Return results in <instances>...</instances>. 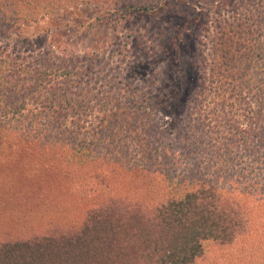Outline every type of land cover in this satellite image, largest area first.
<instances>
[{"label": "trees", "instance_id": "1", "mask_svg": "<svg viewBox=\"0 0 264 264\" xmlns=\"http://www.w3.org/2000/svg\"><path fill=\"white\" fill-rule=\"evenodd\" d=\"M44 1L0 0V39L37 20L28 9ZM93 1L113 3L115 15L126 18L157 13L162 3L173 0ZM236 2L252 9L247 17L251 21L247 32L233 37L236 42L229 40L227 47L245 57L236 67L218 63L228 53L222 41L229 38L221 33V45L211 40V55L203 54L193 67L203 94L214 88L211 81L219 84L223 75L225 80L231 77L228 81L239 83L225 90L229 94L224 99L231 101L229 109L222 105L219 111L223 115L212 117L207 125L199 120L174 125L178 135L169 136L172 142L154 116L145 91L129 93L120 83L117 87L125 102L106 92L93 107L91 99L84 102L80 91L73 88L81 61L72 53L59 54L58 43L41 50L16 51L0 40V170L9 171L14 163L36 173L30 158L53 151L55 163L63 166L59 169H70L84 180L79 185L71 178V187L78 185V192H88L87 197L85 193L80 197L82 211L69 224L50 221L22 234L2 224L0 264H196L207 256L209 245L230 251L245 237L262 238L264 248V0H213L214 12L220 15ZM175 19V32L186 33V22ZM202 21L198 18L195 30ZM221 23L218 19L215 26ZM246 36L249 41L243 42ZM38 102L40 108L34 106ZM200 106L188 107L195 112ZM94 108L110 112L95 114L96 126L92 120L88 123ZM38 122L47 138L61 131V137L56 136L61 144L48 142V150L36 148L42 146ZM124 126L139 131L136 135L143 134L145 140L143 161L132 167L109 158L120 150L113 135ZM173 142L177 145L171 149ZM124 147L130 150L127 143ZM182 156L185 161L176 174ZM115 175H132L139 187L117 195L110 188ZM95 192L102 196H91ZM260 230L262 235L251 234ZM255 255V261L264 264V250Z\"/></svg>", "mask_w": 264, "mask_h": 264}, {"label": "rangeland", "instance_id": "2", "mask_svg": "<svg viewBox=\"0 0 264 264\" xmlns=\"http://www.w3.org/2000/svg\"><path fill=\"white\" fill-rule=\"evenodd\" d=\"M46 1L49 3H45ZM46 1L42 4L36 3L28 9L31 13L32 11L35 13L34 17L37 16V20L32 21L31 25L24 24L18 31L0 40L7 48L16 51L30 47L41 50L49 43H58L60 47L56 46V48L59 54L72 53L73 57L81 61L78 65L81 71L75 77L73 88L77 92L80 91L81 99H85L84 102L91 99V105L96 107L98 98L102 101L109 92L112 96L116 94L119 99L123 98L125 102L123 91L117 87L120 83L124 84L129 93L137 91L136 89L145 91V97L149 99L147 101L153 109L154 116L160 119L161 127L171 142L172 138L169 136L178 135L177 127L174 128V125L196 120L207 125L212 117L223 115L219 111L223 109L222 105L226 104L225 108L229 109L231 101L225 99H228L226 95L229 94L230 84L236 88L239 83L234 79L228 81L231 77L225 80L223 75L219 84L215 85L211 81L210 86L214 88L205 89L208 92L203 94L202 88L198 85L201 81L195 75L193 67L195 60H201L203 54L211 55L213 51L209 43L211 40L221 45V33L229 38L222 41V46H225L228 53L225 60L221 59L218 63L224 62L226 68L239 65L238 61L242 60L245 54L233 51L234 48L227 47V43L229 40L236 42L233 37L247 32L246 28L251 21L247 17L251 15L252 9L242 6V3H233L230 8H225L218 15L214 12L213 0H173L170 3L168 1L162 3L163 8L157 13L152 11L150 15H127L124 18L116 16L114 10L117 7L106 1ZM40 5L47 6L40 8ZM38 10L41 11L40 14H36ZM26 12L27 10L22 11L23 14ZM176 17L182 19L181 23L186 22V33L175 32L178 29ZM198 18L203 21L195 30ZM208 19L210 21L206 24ZM218 19L222 22L221 26H215V21ZM196 32L200 33L199 38H196ZM242 41L248 42L249 36L243 37ZM203 46L206 48L200 52ZM213 57L219 59V56ZM222 70L223 67L220 68V71ZM195 103L201 105V108L194 112L188 106ZM34 106L40 108L41 102ZM97 109L88 116V123L92 120L94 126H96L93 120L95 114L102 116L110 113L96 112ZM41 123L38 122L37 126L42 133V135L38 134V142L42 146L36 148L48 150L50 145H46L48 142L60 145L62 139L58 141L56 136L61 137V131L56 130L53 132L54 135L51 134L47 138ZM51 130L48 128V133ZM138 132L126 129V126L122 129L118 128L113 139H115L114 145L119 144L120 150L117 149L112 155L109 154V158L125 167H132L137 161H143L145 140L142 139L143 134L136 135ZM124 143H127L130 150H126ZM176 145V142L175 144L173 142L170 148ZM52 157H54L53 151L37 154L34 159L31 157L36 173L24 171L19 164L14 163L9 171L0 170L2 177L0 230L2 224H9L15 234L16 232L22 234L34 227L46 226L50 221L61 225L69 224L80 214L83 202L80 197L84 193L87 197L88 192H78L79 188H75L78 185L72 188L71 178L73 184L76 182L79 185H82L84 180L78 176L79 173H71L70 169H59L58 167L63 166L57 165ZM184 159L182 156L176 174L180 172ZM49 166L55 168L49 169ZM60 170H64L66 174ZM133 177L115 175L114 183L111 182L110 188L117 195L135 191L139 186ZM101 190H103L102 194L106 195V189L101 187ZM91 196L102 195L95 192ZM31 197L35 199L29 203ZM25 198L28 200L26 201ZM262 233L263 230H260L251 234L262 235ZM211 247L209 245L206 248L207 256L200 257V261L196 264H260L255 261L257 258L255 254L260 255L264 250L262 238L251 240L248 237L238 241L230 251Z\"/></svg>", "mask_w": 264, "mask_h": 264}]
</instances>
